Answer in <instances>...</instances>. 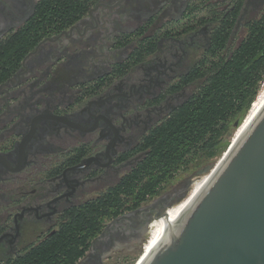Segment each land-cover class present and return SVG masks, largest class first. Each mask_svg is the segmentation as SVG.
I'll return each mask as SVG.
<instances>
[{
  "label": "flooded vegetation",
  "instance_id": "1",
  "mask_svg": "<svg viewBox=\"0 0 264 264\" xmlns=\"http://www.w3.org/2000/svg\"><path fill=\"white\" fill-rule=\"evenodd\" d=\"M46 1L0 0V40L32 18L48 30L0 83V264L81 206L118 200L147 137L205 80L196 75L216 33L237 46L264 14V0H91L58 21L41 13ZM191 183L107 219L76 264L130 263Z\"/></svg>",
  "mask_w": 264,
  "mask_h": 264
},
{
  "label": "trees",
  "instance_id": "2",
  "mask_svg": "<svg viewBox=\"0 0 264 264\" xmlns=\"http://www.w3.org/2000/svg\"><path fill=\"white\" fill-rule=\"evenodd\" d=\"M90 3L47 0L41 13L49 16L47 20L65 21L76 9H86ZM52 12L56 19L50 17ZM35 21L32 18L20 32L0 40V83L18 69L24 55L48 32L37 29ZM223 31L216 33L211 58L198 68L196 76L205 80L147 137L144 149L148 152L122 179L118 200L114 201L112 194L110 201L102 199L81 206L55 234L3 264H76L107 219L158 195L190 155L215 154L227 147L264 81V14L248 24V32L237 46L227 45Z\"/></svg>",
  "mask_w": 264,
  "mask_h": 264
},
{
  "label": "water",
  "instance_id": "3",
  "mask_svg": "<svg viewBox=\"0 0 264 264\" xmlns=\"http://www.w3.org/2000/svg\"><path fill=\"white\" fill-rule=\"evenodd\" d=\"M234 139L205 169L211 175L187 209L136 264H264V97ZM189 190L154 217L153 228L176 216Z\"/></svg>",
  "mask_w": 264,
  "mask_h": 264
},
{
  "label": "rangeland",
  "instance_id": "4",
  "mask_svg": "<svg viewBox=\"0 0 264 264\" xmlns=\"http://www.w3.org/2000/svg\"><path fill=\"white\" fill-rule=\"evenodd\" d=\"M251 15H252V17H255L254 14H249L247 16V18H250ZM238 32L241 33V30H239ZM263 86H264V81L260 86V90L262 89ZM233 136L230 138V141H229V144L227 145V147L222 148L221 150L219 148V150L215 151V154L205 152V153H194V154L190 155L187 159V162L185 164H183L182 168L179 170V172L176 174V176L171 180V182L164 185L158 195L148 199L146 202L143 203V205H146V206L152 205L153 203L158 201V199H162L163 197L168 195L174 188L181 187L182 185H184L188 179H192V183L189 187V188H192L193 184L196 181H198V179L200 180L203 177V175L208 173L207 171H205V169L208 166H210L212 164H217L219 162V160L222 158L223 154L225 153V151L228 149L229 145L231 144ZM190 190H189V192H190ZM189 192H188V194H189ZM152 228H153V226L151 227V229ZM149 237H150V233L147 236V240ZM147 240H145L143 247H141L139 249V251H137L132 256V260L128 264H136L137 263L142 252H145L147 249V246H148ZM112 260L113 259L105 260V264H112Z\"/></svg>",
  "mask_w": 264,
  "mask_h": 264
},
{
  "label": "bare ground",
  "instance_id": "5",
  "mask_svg": "<svg viewBox=\"0 0 264 264\" xmlns=\"http://www.w3.org/2000/svg\"><path fill=\"white\" fill-rule=\"evenodd\" d=\"M263 97H264V86L259 91L256 99L252 103L251 108H250L249 112L247 113V116L245 117L246 119L243 120L242 125H240L239 129L235 131L236 133L234 134L233 138L236 139L237 135L242 133L243 129H245V127L248 125L250 119L252 118L253 114L255 113V111H256L257 107L259 106ZM210 175H211V172H208L207 174L203 175V177L200 180L198 179V181H196L193 184L192 188H190L191 190H190L189 194L185 197V199H184L182 205L180 206L176 216L170 218L169 220H167V221L163 222L162 224L152 228L149 231L150 237L147 240L148 246H147L146 251L143 252L145 255L150 253L156 247V245L159 243L162 236L165 234V231L168 228V226L170 225L171 221L176 220L187 209V207L190 205V203L195 198L197 193L200 191V189L203 187L205 182L208 180Z\"/></svg>",
  "mask_w": 264,
  "mask_h": 264
}]
</instances>
